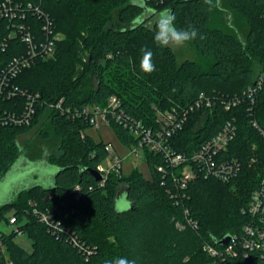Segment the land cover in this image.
<instances>
[{"label": "trees", "instance_id": "1", "mask_svg": "<svg viewBox=\"0 0 264 264\" xmlns=\"http://www.w3.org/2000/svg\"><path fill=\"white\" fill-rule=\"evenodd\" d=\"M223 1L225 7L219 0H147L145 9L132 0L41 1L54 32L62 37L55 43L53 58L37 59L22 69L5 85L15 93L0 96V117L19 114L27 95L34 99L28 124H0V180L21 160L17 137L43 116L59 145L46 159L47 169H54L51 182L30 183L0 205V264H104L118 257L136 264H208L211 258L204 244L221 249L217 242L226 235L242 239V227L251 218L241 209L264 178V85L255 91L252 104L244 97L225 109L221 100L242 95L264 73V0ZM163 9L174 13L178 29L194 26L204 37L188 43L207 65L179 62L169 46L154 43V17ZM237 16L242 25L236 23ZM137 17L144 21L139 26L133 22ZM28 19L32 33H37V18ZM7 25L0 19L1 39L8 34ZM145 47L153 52L156 71L151 74L140 69ZM24 50L20 38L8 40L0 49V72ZM200 93L216 101L209 109L190 113L170 145L191 155L230 121L235 136L218 158L240 162L236 177L223 182L200 174L178 191L173 176L184 166L171 168L160 154L146 149L149 177L134 169L128 175L112 173L100 184L85 172L106 163L107 153L105 142L88 134V119L73 117L75 109L105 108L115 97L126 118L155 129L157 113L180 111ZM109 126L121 143L136 145L121 124L111 120ZM30 147L23 149L35 159ZM122 197L131 206L118 212L116 203ZM184 208L196 228L175 226L176 221L185 222ZM33 209L48 214L51 224L40 222ZM11 216L30 250L17 241L13 228H1L10 225ZM249 261L259 264L262 259L251 252Z\"/></svg>", "mask_w": 264, "mask_h": 264}, {"label": "built area", "instance_id": "2", "mask_svg": "<svg viewBox=\"0 0 264 264\" xmlns=\"http://www.w3.org/2000/svg\"><path fill=\"white\" fill-rule=\"evenodd\" d=\"M42 0H0V19L7 21L8 34L5 38H0V49L7 47L8 40L20 38L24 44L23 53L11 58L0 72V96L10 97L15 92L14 89H6L8 81L14 78L22 69L32 65L37 59H50L54 57L55 43L59 40V34L54 32L53 24L48 15L42 11L40 3ZM37 18L35 25L38 27L37 33H32L29 19ZM40 20V21H38ZM264 85V73H261L255 81L254 87L249 86L242 95L226 97L221 100L225 109L237 105L243 101V98L254 102L255 91L260 90ZM25 95L24 92H21ZM26 104L19 114L10 113L0 117V124H28L34 114V99L31 95L26 96ZM211 98L200 93L196 99L185 108L177 111L168 110L163 113H157V128L151 129L145 127L141 122L126 118L120 110L118 100L111 97L105 108L98 106H83L81 109L73 111V117L85 116L91 124L92 129H98L101 125H109L113 120L121 124L136 139V145L131 146V153L140 151L143 156V150L160 154L171 168L184 166V169L178 176H173V183L177 190H185L188 184L195 179L197 175H203L204 178L213 177L223 182H228L236 177L240 171V162L236 159L219 160L220 153L226 150L231 139L235 136V126L227 121L221 130L209 140L200 145L197 151L191 155H184L176 152L170 145L171 137L182 128L190 113L200 109H209L215 102ZM60 100L55 107L61 109ZM69 113V110L66 109ZM255 124V123H254ZM104 150L107 153V163H101L96 166V171L100 174V184H103L107 177L114 173H121V159L116 155L115 150L109 143H105ZM163 172L162 167L157 168ZM186 194L183 192L181 196ZM175 199L178 195L175 194ZM187 197V196H186ZM32 212L38 217L39 221L50 225L49 215L33 209ZM242 214L248 215L251 219L242 227L243 237L241 240L238 235L233 234L230 240L221 249L215 248L209 244L203 245V250L209 255L211 261L208 264H256L250 260V253H257L264 264V178L259 186L253 190L246 207L241 209ZM185 222L176 221L175 226L178 229H184L188 224L197 227V222L190 217L189 210L184 208ZM14 217L9 218V224L18 236L21 233L14 227ZM11 264V263H9ZM258 264V263H257Z\"/></svg>", "mask_w": 264, "mask_h": 264}, {"label": "rangeland", "instance_id": "3", "mask_svg": "<svg viewBox=\"0 0 264 264\" xmlns=\"http://www.w3.org/2000/svg\"><path fill=\"white\" fill-rule=\"evenodd\" d=\"M221 5L225 7V3L223 0H219ZM216 13V11H214ZM236 18V23L238 25H242L243 20ZM154 19H158V17H154ZM61 35L59 34V39H61ZM173 52L175 53L179 62L183 60H195L199 63H203L202 65H207L206 62L201 59L193 46L190 43H186L183 46H169ZM45 132V133H44ZM45 134V137L42 135ZM88 134L95 140H102L105 143L111 144L113 149L116 152V155L121 159V173L123 175H128L132 170L137 169L145 177H149V170L147 164L145 162L144 156L141 155L140 151L138 154L131 153L132 147L126 146L117 137L113 128L109 125H101L98 129H90L88 130ZM18 145L20 146L22 151L21 155V166H13L10 172H8L1 180H0V205L9 200H13L15 198V194L19 189L23 187H27L30 183L35 181H41L42 183H47L46 181L51 182L52 172L54 169L48 168L41 164L46 163L47 156L55 154L57 152V146L59 145V141L54 137L53 132L51 131L49 125L46 123V116H43L39 123L34 126L29 132L25 134H21L17 137ZM31 145L29 148L30 151L35 149V159L28 158L30 156L27 155V150L23 148L25 145ZM27 162V163H25ZM104 162L107 163V160ZM32 164V165H30ZM32 167L27 169L28 167ZM27 169V170H26ZM37 169L36 171H34ZM31 174L36 175L35 180H31ZM50 178V179H49ZM128 201L122 197L117 200L116 208L119 207L122 203H127ZM4 231H10L13 228L12 225L9 226H1ZM17 241L27 250H30V242L25 239L23 236H18Z\"/></svg>", "mask_w": 264, "mask_h": 264}, {"label": "clouds", "instance_id": "4", "mask_svg": "<svg viewBox=\"0 0 264 264\" xmlns=\"http://www.w3.org/2000/svg\"><path fill=\"white\" fill-rule=\"evenodd\" d=\"M133 4H138L142 9L147 7V0H132ZM176 17L170 9H163L158 13L156 21V32L154 35V43L158 47H168L170 45L183 46L188 42L196 40L197 38L203 39L204 37L194 27L178 29L175 25ZM139 26L144 21L141 17H137L133 21ZM142 56L140 59V69L146 74H151L156 71V66L153 63V52L148 48L141 49ZM131 206V201L122 203L117 207V211L127 210ZM104 264H136L135 260H130L126 257H118L113 260H106Z\"/></svg>", "mask_w": 264, "mask_h": 264}, {"label": "water", "instance_id": "5", "mask_svg": "<svg viewBox=\"0 0 264 264\" xmlns=\"http://www.w3.org/2000/svg\"><path fill=\"white\" fill-rule=\"evenodd\" d=\"M20 161V162H19ZM25 163H27V162H25ZM18 165H21V160H18V163H17V166ZM30 165H32V164H30ZM41 165H43L44 167L46 166V163H43V164H41ZM30 168H32L31 166L30 167H28L27 169H30ZM26 169V170H27ZM37 170V169H36ZM35 171V170H34ZM37 172V171H36ZM85 172H88L89 174H91L94 178H95V180L96 181H100L101 180V176H100V174L96 171V170H89V171H85ZM32 175V174H31ZM230 240V235H226L225 237H223L221 240H219L218 242H217V244L218 245H220V246H225L227 243H228V241Z\"/></svg>", "mask_w": 264, "mask_h": 264}, {"label": "crops", "instance_id": "6", "mask_svg": "<svg viewBox=\"0 0 264 264\" xmlns=\"http://www.w3.org/2000/svg\"><path fill=\"white\" fill-rule=\"evenodd\" d=\"M21 165H18V167H20ZM35 171H38V170H36L35 169ZM37 173V172H36ZM36 179V175H34V174H32L31 175V180L33 181V180H35ZM35 182H39V181H35Z\"/></svg>", "mask_w": 264, "mask_h": 264}]
</instances>
